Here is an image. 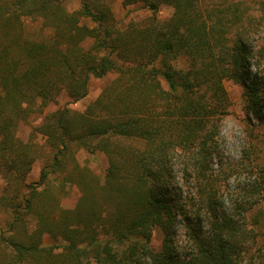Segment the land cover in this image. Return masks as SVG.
Here are the masks:
<instances>
[{"label":"trees","instance_id":"1","mask_svg":"<svg viewBox=\"0 0 264 264\" xmlns=\"http://www.w3.org/2000/svg\"><path fill=\"white\" fill-rule=\"evenodd\" d=\"M69 1L0 0V210L13 217L4 238L11 264H247L257 236L247 212L257 200L245 190L226 210L213 167L230 105L224 79L243 82L247 114L264 121V42H256L264 0H122L174 9L167 21L123 29L103 0L75 9ZM31 18L39 34L29 33ZM112 70L128 82L108 85L83 111L66 105L31 122L62 93L81 100L92 75ZM38 135L53 159L34 185ZM72 142L106 154L104 179L81 176L73 212L45 215L38 187L63 167ZM189 178L199 192L185 193ZM28 213L37 215L31 232L20 228ZM46 233L59 242L43 244Z\"/></svg>","mask_w":264,"mask_h":264},{"label":"rangeland","instance_id":"2","mask_svg":"<svg viewBox=\"0 0 264 264\" xmlns=\"http://www.w3.org/2000/svg\"><path fill=\"white\" fill-rule=\"evenodd\" d=\"M108 3L113 11L117 26L121 29L126 28L129 23H135L138 28H142L154 21H167L173 14V7L162 3L157 10L149 8V1H140L124 6L122 0H103ZM68 8L79 7L78 0H71L66 3ZM28 31L30 34H39L41 31V21L39 19H29ZM40 29V30H39ZM38 32V33H36ZM256 42H264V29L256 35ZM259 63L264 72V59ZM255 70V67H252ZM126 75H122L118 70H112L103 76H91L89 79L88 94L77 102H70L67 94H60L55 102L47 105L43 112H36L31 117L34 125L42 123L46 113L59 107L69 106L80 111L85 110L87 105L98 98L104 89L110 84H125ZM131 80V79H130ZM128 82V80H127ZM223 84L230 97L228 114L221 122L222 140L220 157L214 164L217 173V186L223 196V205L226 210L233 207L234 202L240 195L245 199V190L250 192L248 195L252 200H257L247 212L250 226L257 232L255 241H250V248L247 264H264V193L255 191L256 182H264V121H260L247 114L245 109L244 84L236 78H226ZM23 136L27 134V129L22 127ZM38 144L35 146L36 160L32 165V170L27 178L28 184L36 185L40 180V174L45 165L52 162V151L45 142V137L38 135ZM143 146L138 142H127V144ZM109 165L108 157L100 150L95 152L86 149L80 144L72 142L70 149L63 159V167L51 173L47 183L38 187L42 192L38 200V211L45 215L57 216L58 212L68 214L73 212L75 207L82 202L83 191L79 181L81 176L88 180L94 175L104 179L106 169ZM94 174V175H93ZM71 178V179H68ZM1 182V180H0ZM185 193L194 194L199 192V186L192 179H185ZM199 190V191H198ZM37 215L28 213L24 218V225L20 228L31 232L36 224ZM13 217L9 211L0 210V264H11V250L6 246L5 237L12 234ZM23 230V231H24ZM179 235L184 237L183 225L180 226ZM163 241V234L159 227L153 230L151 244L158 249ZM59 241L54 240L52 235L46 233L43 236V244H53ZM91 264H95L92 259ZM245 264V263H244Z\"/></svg>","mask_w":264,"mask_h":264}]
</instances>
